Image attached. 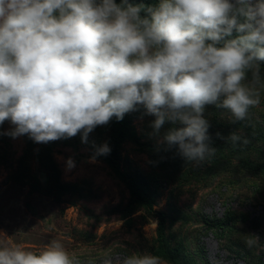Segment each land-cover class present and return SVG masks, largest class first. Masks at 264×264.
Segmentation results:
<instances>
[{
    "label": "clouds",
    "instance_id": "clouds-1",
    "mask_svg": "<svg viewBox=\"0 0 264 264\" xmlns=\"http://www.w3.org/2000/svg\"><path fill=\"white\" fill-rule=\"evenodd\" d=\"M264 0H0V126L48 143L89 134L143 109L186 162L216 154L204 113L244 121L264 88ZM176 124L182 125L176 127ZM219 136V133H217ZM233 147L249 140L232 132ZM107 143L96 155H107ZM95 160V156L91 158ZM69 170L74 160L66 161ZM260 242L251 234L249 247ZM0 264H93L58 239L0 246ZM98 264H162L148 251Z\"/></svg>",
    "mask_w": 264,
    "mask_h": 264
},
{
    "label": "rangeland",
    "instance_id": "rangeland-1",
    "mask_svg": "<svg viewBox=\"0 0 264 264\" xmlns=\"http://www.w3.org/2000/svg\"><path fill=\"white\" fill-rule=\"evenodd\" d=\"M220 111L209 105L204 116L210 125V144L217 149L214 156L223 153L227 164H215L214 156L196 164L179 155L185 162L181 166L169 154L161 162L165 164L158 165L155 152L167 154L169 148L161 141L173 125L166 123L155 133L151 127L155 118L144 115L143 109L126 114L140 143L123 145L122 162L153 181L156 210L179 216L168 228V237L172 245L184 246L190 264H264V170L260 168H264V88L260 103L250 108L244 121L230 123L227 116L220 117ZM12 127L8 121L0 126V246L38 249L58 239L69 253L93 264L105 254L153 252L157 218L141 207L126 213L129 190L96 155V149L108 141V125L98 126L87 143L78 134L46 144L35 143L27 135L14 139L2 134ZM235 131L249 143L230 152L226 138ZM48 150L58 165L61 183L73 187L58 200L36 189L49 183L41 165V154ZM69 157L75 162L71 170L66 166ZM20 164L26 171L17 176ZM228 218L230 227L224 224ZM251 234L260 237L253 247L246 244ZM162 264L170 263L162 260Z\"/></svg>",
    "mask_w": 264,
    "mask_h": 264
},
{
    "label": "trees",
    "instance_id": "trees-1",
    "mask_svg": "<svg viewBox=\"0 0 264 264\" xmlns=\"http://www.w3.org/2000/svg\"><path fill=\"white\" fill-rule=\"evenodd\" d=\"M119 2V0H117ZM133 3L143 2L145 4L155 3V0H130ZM264 68V64H262ZM110 134L108 137L107 144L111 151L107 155H101L102 159L107 163L113 174L127 187L129 190V203L125 208L127 214H131L133 208L141 207L146 212L153 214L158 221L157 226V238L156 246L152 252L154 255L161 257V260H165L170 264H190L187 260V254L185 248L182 244L172 245L168 237V228L173 225L178 219L177 214H169L165 211H158L155 209L157 192L153 188V181L146 177L139 170H130L124 167L122 162V149L123 145L128 141H133L135 143L139 142V137L137 136L131 119L125 114L122 121H116L113 119L109 124ZM264 132V131H263ZM261 133V131H260ZM251 136H257L258 133L250 134ZM264 137V134H261ZM222 148V146H221ZM230 152H237V147H233L232 144L229 145ZM167 154L160 150L155 152L156 160L161 163L166 155L170 154L172 162L176 165H184V160L179 156L177 148L174 146L171 149H167ZM154 156V160H155ZM213 161L218 165H225L229 162L228 157L223 153L219 154V158L213 157ZM165 162L158 164L164 165ZM41 165L48 174L49 183L42 189L40 185H36V189L43 191L46 195L55 196L58 200V195H62L73 189L72 186L67 184H62L60 181V172L58 165L52 158L50 150L46 153L41 154ZM262 170L264 168L260 166ZM26 168L24 165L20 164L17 171V176L24 175ZM224 223V222H223ZM225 226L230 227L231 220L224 223ZM264 259V251H263Z\"/></svg>",
    "mask_w": 264,
    "mask_h": 264
}]
</instances>
